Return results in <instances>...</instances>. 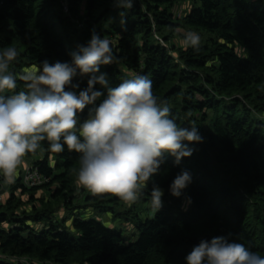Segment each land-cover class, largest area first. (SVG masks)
Returning <instances> with one entry per match:
<instances>
[{
  "label": "trees",
  "instance_id": "16d2710c",
  "mask_svg": "<svg viewBox=\"0 0 264 264\" xmlns=\"http://www.w3.org/2000/svg\"><path fill=\"white\" fill-rule=\"evenodd\" d=\"M93 31L116 43L115 62L96 75L107 73L117 86L147 76L171 118L181 127L198 126L203 142L185 141L194 152L179 164L165 153L138 197L151 202L157 185L163 206L158 212L152 207L154 216L145 220L127 213L139 234L129 243L122 231L75 215L86 206L114 213L122 199L87 190L86 206L74 205L80 154L67 146L53 152L41 141L36 150L45 155L34 166L48 182L27 189L20 176L0 203V264H21L22 258L36 264H186L194 246L220 236L264 256V118L255 114L264 115V0H134L130 9L113 0H0V52L17 49L8 69L17 76L45 60L70 63L69 53L86 45ZM191 31L206 37L198 48L181 43ZM88 79L73 78L77 93ZM95 89L103 95L78 114L81 123L107 96L106 87ZM20 91L26 89L17 79L16 89L0 94ZM182 170L192 183L175 197L170 185Z\"/></svg>",
  "mask_w": 264,
  "mask_h": 264
},
{
  "label": "clouds",
  "instance_id": "9594fccd",
  "mask_svg": "<svg viewBox=\"0 0 264 264\" xmlns=\"http://www.w3.org/2000/svg\"><path fill=\"white\" fill-rule=\"evenodd\" d=\"M117 8L130 9L134 0H113ZM125 25L126 12L120 11ZM185 48H198L199 36L183 33ZM19 55L15 47L0 52V93L14 90L17 79L24 81L26 91L13 95L0 94V172L11 182L26 153L35 152L47 140L53 152L68 150L80 154L78 183L93 195L112 194L126 202H134L142 185L159 171L165 153L190 157L194 149L184 143H202L198 126L181 127L171 118L166 103L158 101L152 81L144 75L123 80L108 87L102 65L115 62L111 41L95 31L86 45L69 53L71 62H42L36 70L22 74L9 72V65ZM89 76L87 87L78 93L77 75ZM107 88V96L98 107L89 109L82 123L78 114L94 105ZM71 88L72 90H66ZM192 183L187 170L178 173L170 185L175 197ZM163 189L154 185L151 204L158 212L162 206ZM189 202L191 198H188ZM186 264H264V256L249 250L243 243L228 238L202 240L185 257Z\"/></svg>",
  "mask_w": 264,
  "mask_h": 264
},
{
  "label": "rangeland",
  "instance_id": "374dc122",
  "mask_svg": "<svg viewBox=\"0 0 264 264\" xmlns=\"http://www.w3.org/2000/svg\"><path fill=\"white\" fill-rule=\"evenodd\" d=\"M185 8L186 7L184 6L183 9ZM191 32H194L199 36L201 44L206 41V37L203 34L195 32V31H191ZM180 40L182 41L183 39H180ZM36 69H37L36 67L28 68V69H25L24 72H27L30 70H36ZM105 74L108 80V87H116L117 84L112 82L111 77L107 73ZM255 114L259 118H264V115L259 116L257 112H255ZM44 155L45 153H43L41 150H38V151L35 150V152L26 153L24 158H26L25 160L29 161L31 164L33 163V165H31L32 167H35L34 162L42 160L44 158ZM29 166L30 165H27L26 167H29ZM0 178L2 179L1 181L3 184L0 186V203H5L10 197V192L13 187L12 181L14 180V177L12 178L11 183H9L8 179L4 176V174H2V177ZM84 188L85 187H82L79 184L76 186V193L74 195V205L76 206L85 205L86 206L85 199L87 196L86 193L88 189L86 188L84 189ZM115 204L116 205H113L114 213L113 212L100 213V212H96L93 208H88V206H86L85 207L86 209H81L77 211L75 215L83 219L94 218V219L100 220L103 223H105L106 226L122 231L124 233L126 240L129 243L136 242L139 237L138 230L136 226L133 225V220L130 221V219H132L130 218V214L128 215L127 213L134 211L135 213L140 214L144 218V220L148 217H153L155 214V211L152 210L151 202L140 203L138 202V199H137L134 202H126L124 200H120ZM61 206L63 207L64 205H61ZM28 212H31V208L28 209ZM29 214H32V213H29ZM59 214H60V217H63L64 215L62 211H60ZM18 263L36 264L33 260L29 258H22L18 260Z\"/></svg>",
  "mask_w": 264,
  "mask_h": 264
},
{
  "label": "built area",
  "instance_id": "2783aa9c",
  "mask_svg": "<svg viewBox=\"0 0 264 264\" xmlns=\"http://www.w3.org/2000/svg\"><path fill=\"white\" fill-rule=\"evenodd\" d=\"M2 176V174H0ZM23 185L27 189H33L35 187L43 186L48 182V179L44 177L36 167H27L23 174Z\"/></svg>",
  "mask_w": 264,
  "mask_h": 264
},
{
  "label": "crops",
  "instance_id": "0c3cea01",
  "mask_svg": "<svg viewBox=\"0 0 264 264\" xmlns=\"http://www.w3.org/2000/svg\"><path fill=\"white\" fill-rule=\"evenodd\" d=\"M26 158L23 157L21 164L17 167L16 172L14 174V180L12 181V184L15 185L16 181L20 176L23 177L24 171L27 169V165H30L29 167H32L33 163L31 164L29 161L25 160ZM35 163V162H34ZM11 183V182H9ZM3 185V184H2Z\"/></svg>",
  "mask_w": 264,
  "mask_h": 264
},
{
  "label": "water",
  "instance_id": "95a60500",
  "mask_svg": "<svg viewBox=\"0 0 264 264\" xmlns=\"http://www.w3.org/2000/svg\"><path fill=\"white\" fill-rule=\"evenodd\" d=\"M111 44L113 46V53L115 54V52H116V43L114 41H111Z\"/></svg>",
  "mask_w": 264,
  "mask_h": 264
}]
</instances>
